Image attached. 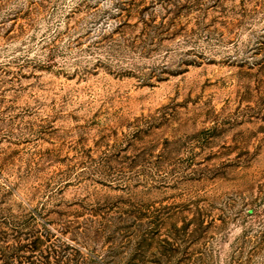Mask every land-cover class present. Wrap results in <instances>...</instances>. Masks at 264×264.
Returning a JSON list of instances; mask_svg holds the SVG:
<instances>
[{
    "label": "rangeland",
    "instance_id": "obj_1",
    "mask_svg": "<svg viewBox=\"0 0 264 264\" xmlns=\"http://www.w3.org/2000/svg\"><path fill=\"white\" fill-rule=\"evenodd\" d=\"M0 264H264V0H0Z\"/></svg>",
    "mask_w": 264,
    "mask_h": 264
}]
</instances>
